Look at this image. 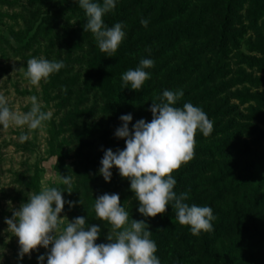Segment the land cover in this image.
I'll return each instance as SVG.
<instances>
[{
    "label": "trees",
    "instance_id": "trees-1",
    "mask_svg": "<svg viewBox=\"0 0 264 264\" xmlns=\"http://www.w3.org/2000/svg\"><path fill=\"white\" fill-rule=\"evenodd\" d=\"M169 1H146L134 11L130 0H116V9L104 16L109 27L124 24L126 36L113 57L100 52L96 42L92 44L88 69L104 97L101 110L111 117L115 129L122 125L121 115L131 114L132 129L140 119L152 120V101L159 102L164 90L182 89L184 96L176 106L200 107L214 128L207 138L197 131L194 158L173 173L174 191L178 194L186 181L198 180L196 185L204 186L207 193L202 190L200 195L193 185L186 203L211 207L216 220L214 231L195 236L191 226L178 223L169 205L156 220L173 230L172 245L169 249L157 246L156 255L161 264H264V190L256 195L261 185L256 181L260 175L256 166L264 159V89L260 90L264 75H253V70L264 72V0ZM67 7L76 8L77 3H58V10ZM142 19L148 21L147 27L142 26ZM232 57L238 64L236 70L229 67ZM145 58L154 61V67L146 69L150 78L138 92L130 85L125 88L122 75ZM47 123L51 127L49 155H57L62 162L67 152L54 140L61 128L53 120ZM29 176L30 189L38 193L37 165ZM246 189L251 190L249 197L244 196ZM64 193V199L71 201L72 196ZM95 198L86 196L83 205L77 206L82 215L95 213ZM246 236L253 238L250 246L254 249L238 256ZM219 237L229 242L215 249ZM16 262L34 259L17 256Z\"/></svg>",
    "mask_w": 264,
    "mask_h": 264
},
{
    "label": "clouds",
    "instance_id": "clouds-1",
    "mask_svg": "<svg viewBox=\"0 0 264 264\" xmlns=\"http://www.w3.org/2000/svg\"><path fill=\"white\" fill-rule=\"evenodd\" d=\"M86 15L83 24L85 33H90L100 52L113 57L126 33L125 25L116 23L109 27L104 16L116 9V0H75ZM147 27L148 21L141 20ZM27 66L14 68L28 83L37 90L41 81L49 78L65 67L63 61L49 60L44 57L28 59ZM154 67L152 59H141L135 69H129L122 75L125 88L136 92L142 90L150 73L146 69ZM184 96L183 90H164L162 96L152 101V120L140 119L132 124L131 114L121 115L122 125L115 131L118 139L125 141L123 149L104 150L99 175L106 182H111L113 167L119 175L130 181V190L139 201L138 211L144 217L155 218L165 214L169 205L175 211V219L181 226H191V233L199 236L201 232L214 231L213 221L216 216L208 206H191L186 203L190 198L187 191L177 194V184L173 173L194 158L197 131L205 138L213 132V122L207 114L192 103L177 107V102ZM30 108L27 112L10 106L8 98L0 93V126L26 129L20 135V141H27L30 134L43 131L46 122L51 121L53 112L42 110V104L36 95L28 98ZM61 183L66 190L42 185L40 191L28 193L26 202L17 210L12 207L11 218H5L11 236L18 238V258L29 257L39 247L48 249L47 255H40V264H161L156 255L157 244L151 239L152 232L144 220L129 219V213L121 206L119 194L105 193L95 198L96 219L108 227L107 243L97 244L101 228L89 225L86 217L78 216L73 220L61 216L65 204L74 208L77 203L83 205L82 197L78 202L66 201L64 192H73L74 178L61 175ZM126 203V202H125ZM51 246V247H50ZM2 259V257H0Z\"/></svg>",
    "mask_w": 264,
    "mask_h": 264
},
{
    "label": "rangeland",
    "instance_id": "rangeland-1",
    "mask_svg": "<svg viewBox=\"0 0 264 264\" xmlns=\"http://www.w3.org/2000/svg\"><path fill=\"white\" fill-rule=\"evenodd\" d=\"M146 1L150 0H130V3L132 9L138 11ZM59 2L67 0H0V93L8 98L11 107L23 112L30 108L28 98L36 95L43 106L42 110L53 112L54 125L61 128L54 140L67 152L62 162L57 155H49L51 127L47 122L42 132L38 130L31 133L30 138L23 142L20 141V135L26 129L9 128L5 131L0 126V264H40L35 259L40 255L46 256L49 251L39 247L30 257L27 254L24 256L25 259H34V262H16L19 254L18 238L5 231L8 228L5 218L12 217L8 201L17 210L26 202L28 193L32 192L28 180L35 165L38 167L41 186L62 187L61 175L71 173L74 178L71 201L78 202L82 197L84 202L86 196L98 198L105 193L119 194L121 206L128 211L129 219L144 220L157 246L169 249L173 230L158 223L156 217H144L139 213V201L130 190V181L122 178L115 167L111 170L113 176L110 183L99 175L104 150L111 148L116 151L126 145L115 136L116 129L111 117L101 110L104 97L96 88L94 74H89L88 58L95 40L83 29L87 19L85 12L78 4L76 8L58 10ZM127 17L131 19L132 16L127 14ZM261 27L264 29L262 24ZM41 56L63 61L65 67L47 82L41 81L37 90L20 72L13 71L14 68L26 67L28 59ZM229 62L232 70L238 68L235 58H229ZM253 75L261 76L264 72L253 70ZM260 87V90L264 89V80ZM251 89L255 88L251 86ZM256 168L260 173L256 178L261 184L256 192L259 197L264 190V159ZM196 184L198 180L186 181L181 192H188ZM203 187L196 185V189L201 191L200 195L202 190L207 193ZM64 194L69 196L67 192ZM249 194L251 190L246 189L244 196L249 197ZM80 205L77 203L74 208L67 207L61 216L66 215L70 221L78 216L86 217L90 226L98 225L101 228L96 243H107L110 226L97 220L95 213L82 215L77 207ZM252 241V237L246 236L237 255L243 256L253 251L254 248L250 246ZM228 242L227 237H219L213 247L221 249ZM44 264H47V259Z\"/></svg>",
    "mask_w": 264,
    "mask_h": 264
}]
</instances>
